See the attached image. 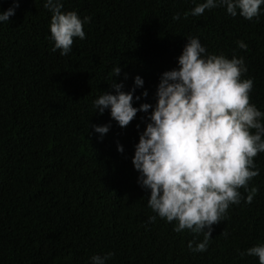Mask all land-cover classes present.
I'll return each instance as SVG.
<instances>
[{"label":"trees","instance_id":"16d2710c","mask_svg":"<svg viewBox=\"0 0 264 264\" xmlns=\"http://www.w3.org/2000/svg\"><path fill=\"white\" fill-rule=\"evenodd\" d=\"M15 2L14 15L0 22V261L91 264L112 252L106 264H259L241 253L264 244V152L253 158L259 174L239 189L240 203L212 225L207 250L192 252L189 241L195 247L204 233L176 232V221L158 216L149 222L157 215L150 190L132 164L152 108L121 127L93 101L115 94L114 81L133 89L139 75L133 106L154 107L162 73L178 68L187 37H196L206 54L243 57L250 103L264 112V5L247 20L230 18L226 6L184 16L203 0H61L62 11L90 18L85 39L74 38L61 56L51 51L44 0H0V12ZM106 124L103 137L92 127Z\"/></svg>","mask_w":264,"mask_h":264},{"label":"clouds","instance_id":"9594fccd","mask_svg":"<svg viewBox=\"0 0 264 264\" xmlns=\"http://www.w3.org/2000/svg\"><path fill=\"white\" fill-rule=\"evenodd\" d=\"M261 5L264 0H203L184 16H199L206 9L226 6L230 18L251 20L258 18ZM18 6L15 2L0 12V22H8ZM43 7L51 13V51L67 55L74 38L85 39L83 25L90 18L81 19L76 11H62L61 0H44ZM172 19L179 20L180 15ZM237 45L247 47L243 41ZM177 63L178 68L162 73L154 107L149 103L133 106V93L144 83L139 75L134 77L133 89L127 92L121 90L122 83L114 81L111 87L115 94L104 92L93 101V107L100 114L109 109L111 118L121 127L127 126L138 111L147 113L152 108L132 157L139 173L138 183L150 190L148 206L157 214L148 221L154 222L158 216L169 223L176 221V232H203V240L195 247L189 241L188 248L205 252L212 225L225 218L231 204L240 203L239 189L247 190L248 181L259 174L253 158L264 152V112L250 103L253 80L242 78L247 71L243 57L206 54L198 38L187 37ZM113 72L119 76L121 68L116 66ZM141 95L146 97L147 91ZM92 127L103 137L110 125ZM117 151H123L119 144ZM251 200L249 194L245 202ZM245 254L258 257L259 264H264V244L241 253ZM113 255H93L91 264H106Z\"/></svg>","mask_w":264,"mask_h":264}]
</instances>
